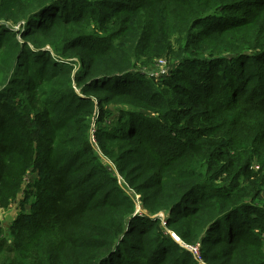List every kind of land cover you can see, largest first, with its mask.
Here are the masks:
<instances>
[{
  "label": "trees",
  "instance_id": "trees-1",
  "mask_svg": "<svg viewBox=\"0 0 264 264\" xmlns=\"http://www.w3.org/2000/svg\"><path fill=\"white\" fill-rule=\"evenodd\" d=\"M18 200L0 264H264V0H0Z\"/></svg>",
  "mask_w": 264,
  "mask_h": 264
},
{
  "label": "rangeland",
  "instance_id": "rangeland-1",
  "mask_svg": "<svg viewBox=\"0 0 264 264\" xmlns=\"http://www.w3.org/2000/svg\"><path fill=\"white\" fill-rule=\"evenodd\" d=\"M169 73V72H168ZM111 109L113 110L114 114L113 116H111L112 118H116L117 115H118V109L121 108L122 106H119V105H114V104H111L110 105ZM98 151V154L100 156H102L101 152ZM103 157V156H102ZM107 161V160H106ZM111 163H109L108 167L110 168ZM111 170H113V168H110ZM119 174L118 172H116V175ZM120 175V174H119ZM118 175L119 178H122V176L120 177ZM35 178V174L34 173H30L28 175V177L26 178L25 180V186H29L31 185L33 179ZM121 184L123 185L124 183L121 182ZM127 188V187H126ZM128 191H130L129 188H127ZM131 194H134L135 197L137 199H139V197L141 196V194H138V193H134L132 191H130ZM21 197H25V193H22L21 194ZM22 205H21V201L18 200L16 202V204H14V206L10 207L9 209H2L0 208V220L3 224V226L5 227L7 233L9 231V229L11 228V225L13 224L14 220L19 216V214L21 213L22 209H21ZM140 209V207H138V210ZM24 211H28V210H31V207L29 204H27L24 209ZM167 213L166 212H159L158 214H156L155 216H158L160 217L162 220H165V217L167 216L166 215ZM171 235H172V232H171ZM173 236V235H172ZM189 247V249L194 253V255L197 257V258H200V252H199V246L195 247V249L192 248V246L190 245H187ZM194 247V246H193Z\"/></svg>",
  "mask_w": 264,
  "mask_h": 264
},
{
  "label": "built area",
  "instance_id": "built-area-1",
  "mask_svg": "<svg viewBox=\"0 0 264 264\" xmlns=\"http://www.w3.org/2000/svg\"><path fill=\"white\" fill-rule=\"evenodd\" d=\"M13 28H15V29H20V27L19 26H14ZM169 72V65H168V63L166 62V60L165 59H163V58H160L156 63H155V66H154V68H153V70H151V71H149V75L150 76H154V75H159V76H161V75H166L167 73ZM186 247H188L187 246V244L185 245ZM189 248V247H188ZM192 248L193 249H195V247H193L192 246Z\"/></svg>",
  "mask_w": 264,
  "mask_h": 264
},
{
  "label": "clouds",
  "instance_id": "clouds-1",
  "mask_svg": "<svg viewBox=\"0 0 264 264\" xmlns=\"http://www.w3.org/2000/svg\"><path fill=\"white\" fill-rule=\"evenodd\" d=\"M140 198V197H139ZM137 199V198H136ZM138 200V199H137ZM177 241H180L179 237L174 233V236H173Z\"/></svg>",
  "mask_w": 264,
  "mask_h": 264
},
{
  "label": "water",
  "instance_id": "water-1",
  "mask_svg": "<svg viewBox=\"0 0 264 264\" xmlns=\"http://www.w3.org/2000/svg\"><path fill=\"white\" fill-rule=\"evenodd\" d=\"M172 235L174 236V233H172Z\"/></svg>",
  "mask_w": 264,
  "mask_h": 264
}]
</instances>
